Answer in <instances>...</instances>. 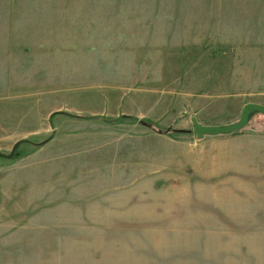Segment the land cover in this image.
I'll return each instance as SVG.
<instances>
[{"label": "rangeland", "instance_id": "1", "mask_svg": "<svg viewBox=\"0 0 264 264\" xmlns=\"http://www.w3.org/2000/svg\"><path fill=\"white\" fill-rule=\"evenodd\" d=\"M248 104L264 0H0V264H246L204 143L264 116L195 121Z\"/></svg>", "mask_w": 264, "mask_h": 264}, {"label": "crops", "instance_id": "2", "mask_svg": "<svg viewBox=\"0 0 264 264\" xmlns=\"http://www.w3.org/2000/svg\"><path fill=\"white\" fill-rule=\"evenodd\" d=\"M210 138L204 146L213 148L214 156L207 157L205 163L213 160L214 181L230 183V188L223 190L224 194L215 188L220 192V200H226L223 207L229 208L225 216L218 210L212 213L215 227L226 228L229 242L222 241L216 254L232 253L235 260L245 259L246 264H264V128L252 127L235 135ZM218 164H221L219 169ZM211 169L206 167L209 176ZM208 245L204 243L205 251ZM215 259L221 261V258Z\"/></svg>", "mask_w": 264, "mask_h": 264}, {"label": "water", "instance_id": "3", "mask_svg": "<svg viewBox=\"0 0 264 264\" xmlns=\"http://www.w3.org/2000/svg\"><path fill=\"white\" fill-rule=\"evenodd\" d=\"M255 112H258L264 116V106L257 104H248L242 111L241 119L238 123L225 126V127H204L200 126L195 121L196 134L199 139H203L206 136H217V135H227L232 134L244 129L250 121V117Z\"/></svg>", "mask_w": 264, "mask_h": 264}, {"label": "trees", "instance_id": "4", "mask_svg": "<svg viewBox=\"0 0 264 264\" xmlns=\"http://www.w3.org/2000/svg\"><path fill=\"white\" fill-rule=\"evenodd\" d=\"M151 125H153V124H151ZM153 127H155L154 129L159 130V127H158V126L153 125ZM21 143H24V142H21ZM20 145H21V144L17 145V149L20 147ZM17 149H16V150H17ZM16 150L13 152L12 157L15 155Z\"/></svg>", "mask_w": 264, "mask_h": 264}]
</instances>
